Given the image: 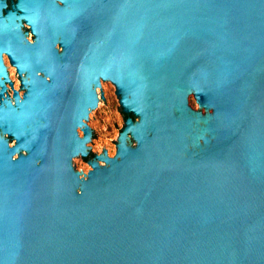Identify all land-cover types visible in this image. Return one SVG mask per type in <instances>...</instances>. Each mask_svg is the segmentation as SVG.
Segmentation results:
<instances>
[{"label":"water","instance_id":"1","mask_svg":"<svg viewBox=\"0 0 264 264\" xmlns=\"http://www.w3.org/2000/svg\"><path fill=\"white\" fill-rule=\"evenodd\" d=\"M0 264H264V0H0Z\"/></svg>","mask_w":264,"mask_h":264},{"label":"rangeland","instance_id":"2","mask_svg":"<svg viewBox=\"0 0 264 264\" xmlns=\"http://www.w3.org/2000/svg\"><path fill=\"white\" fill-rule=\"evenodd\" d=\"M4 61L8 67L9 76L14 84L15 89H20V81L17 79L18 74L15 67L11 66L8 58L5 56ZM16 73V75H15ZM8 87H10L8 85ZM10 89V88H9ZM11 91V90H10ZM24 90H20L22 93ZM108 94L113 104H103L97 113L92 130L97 132V144L92 148L96 154H101L104 150L110 151L115 155L118 138L125 126L127 115L123 113L118 94L114 85L99 88V98L102 100L105 94ZM103 95V97H102ZM80 172L86 173L91 167L88 162H76Z\"/></svg>","mask_w":264,"mask_h":264},{"label":"built area","instance_id":"3","mask_svg":"<svg viewBox=\"0 0 264 264\" xmlns=\"http://www.w3.org/2000/svg\"><path fill=\"white\" fill-rule=\"evenodd\" d=\"M4 57H5V55H4ZM5 62V61H4ZM10 91V90H9Z\"/></svg>","mask_w":264,"mask_h":264}]
</instances>
